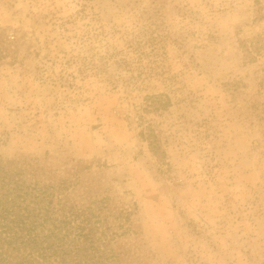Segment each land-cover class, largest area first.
I'll list each match as a JSON object with an SVG mask.
<instances>
[{
    "label": "rangeland",
    "instance_id": "1",
    "mask_svg": "<svg viewBox=\"0 0 264 264\" xmlns=\"http://www.w3.org/2000/svg\"><path fill=\"white\" fill-rule=\"evenodd\" d=\"M0 165L108 264H264V0H0Z\"/></svg>",
    "mask_w": 264,
    "mask_h": 264
},
{
    "label": "trees",
    "instance_id": "2",
    "mask_svg": "<svg viewBox=\"0 0 264 264\" xmlns=\"http://www.w3.org/2000/svg\"><path fill=\"white\" fill-rule=\"evenodd\" d=\"M149 144L156 148L153 141ZM57 189L26 183L20 173L0 165V264H108L112 260V238L99 212L64 199L51 206Z\"/></svg>",
    "mask_w": 264,
    "mask_h": 264
}]
</instances>
